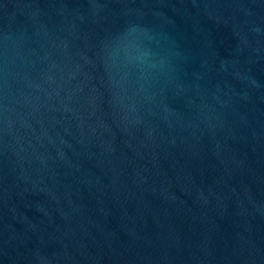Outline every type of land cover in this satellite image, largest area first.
<instances>
[{
	"label": "water",
	"instance_id": "1",
	"mask_svg": "<svg viewBox=\"0 0 264 264\" xmlns=\"http://www.w3.org/2000/svg\"><path fill=\"white\" fill-rule=\"evenodd\" d=\"M0 264H264V0H0Z\"/></svg>",
	"mask_w": 264,
	"mask_h": 264
}]
</instances>
